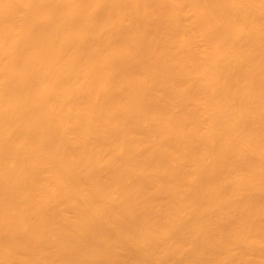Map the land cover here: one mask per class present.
<instances>
[{"label": "bare ground", "instance_id": "bare-ground-1", "mask_svg": "<svg viewBox=\"0 0 264 264\" xmlns=\"http://www.w3.org/2000/svg\"><path fill=\"white\" fill-rule=\"evenodd\" d=\"M0 264H264V0H0Z\"/></svg>", "mask_w": 264, "mask_h": 264}]
</instances>
